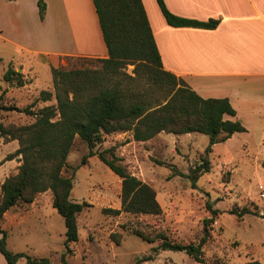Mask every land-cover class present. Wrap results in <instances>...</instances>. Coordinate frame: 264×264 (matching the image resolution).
Returning <instances> with one entry per match:
<instances>
[{"label": "trees", "instance_id": "trees-1", "mask_svg": "<svg viewBox=\"0 0 264 264\" xmlns=\"http://www.w3.org/2000/svg\"><path fill=\"white\" fill-rule=\"evenodd\" d=\"M168 25L176 28L190 27L215 29L219 21L201 22L173 15L164 0H157ZM104 40L107 58H78L94 63L93 67L70 69L52 67L53 91L42 90L37 101L55 105L45 106L37 112L25 109L34 121L27 125L0 124V137L18 141L19 147L10 159L20 157L16 174L0 184V252L7 264H17L25 258L27 264H53L49 258H33L25 253H14L7 248V231L2 227L5 214L20 205H30L36 197L47 191L53 194V207L64 219L66 227L65 252L61 263L67 264L71 245L79 241L78 216L87 202L71 199L75 172L87 164L89 158L98 156L115 175L122 180L120 210L105 209L112 215H153L162 213L156 191L147 183L132 175L121 164L116 147L105 151L95 150L107 137L130 133L132 140L144 143L161 133L173 135L203 134L209 139L202 163L191 169L188 175L178 174L196 183L210 173L209 155L213 146L226 142L236 133L246 131L239 121L226 120L236 116V111L226 98L204 99L182 79L164 70L154 34L142 0H94ZM40 17H45L46 6L39 2ZM1 62V60H0ZM134 66V76L127 73ZM4 82L23 87L27 80L11 66L3 75ZM0 111L8 110L1 105ZM80 139L87 144L89 152L80 165L72 167L68 157L75 142ZM264 168V162L262 164ZM71 170V175L69 174ZM211 217L204 220L203 236L198 243L181 244L160 234L154 240L136 231V235L159 245L151 254L141 258L138 264L154 261L160 252H185L199 263H205L204 246L211 240L210 226L218 212L208 206ZM238 220L247 214L261 216L244 207L231 210ZM111 239L119 245L120 236ZM244 264H263L258 260Z\"/></svg>", "mask_w": 264, "mask_h": 264}, {"label": "rangeland", "instance_id": "rangeland-1", "mask_svg": "<svg viewBox=\"0 0 264 264\" xmlns=\"http://www.w3.org/2000/svg\"><path fill=\"white\" fill-rule=\"evenodd\" d=\"M4 52L5 57L13 54L10 49ZM37 65L33 64L35 69L31 70L29 67L11 65L27 80L25 86L17 87L4 82L3 75L10 65L7 67L6 60L0 63V95L4 93L1 105L8 109L0 111V124L6 127L30 124L34 118L24 112L25 109L37 112L45 106L56 104L55 99L50 102L37 101L42 90L53 91L50 69ZM88 66L95 64L78 58H65L55 68ZM133 69L134 66H129L127 73L134 76ZM120 134L107 137L95 150L105 151L116 147L121 164L156 191L162 213L158 216L127 213L115 216L106 212L105 209L121 208L122 180L98 156L91 157L85 166L75 172L71 193L73 201L91 205L78 216L84 234L89 231V223L95 225V231L87 237L93 240L91 244L115 243L111 235L117 233L123 250L131 254L118 264H138L160 242L149 243L137 236L136 231L154 240L162 234L173 242L198 243L203 236L204 220L211 217L208 209L211 206L218 214L210 226L211 240L203 248L205 263L195 261L185 252L164 251L156 260L141 264H244L253 260L264 264V219L247 214L238 220L231 214L233 208L240 211L247 207L264 215V160L246 148L241 151L242 138L228 146L221 144L216 151L213 150L209 155L210 173L193 183L178 174L188 175L192 168L202 163L209 143L206 135L161 133L151 141L137 143L130 133ZM18 147V141L0 137V184L18 171L20 157L8 160ZM88 152L87 144L77 139L68 157L69 165H80ZM71 172L69 170L70 175ZM50 193L47 195L50 196ZM30 205L18 207L26 210ZM5 224L4 217L2 227ZM61 228H65L64 219L57 212L49 221L35 217L29 225L4 228L7 231V248L14 253H25L33 258L46 257L53 264H62L61 256H58L64 247ZM72 256L75 255L67 257V264H75ZM0 264H7L1 252ZM17 264H27V261L21 258Z\"/></svg>", "mask_w": 264, "mask_h": 264}, {"label": "crops", "instance_id": "crops-1", "mask_svg": "<svg viewBox=\"0 0 264 264\" xmlns=\"http://www.w3.org/2000/svg\"><path fill=\"white\" fill-rule=\"evenodd\" d=\"M40 1L46 6L43 20ZM142 1L164 70L204 99H228L236 116L225 119L239 121L246 131L221 144L228 146L242 138L241 151L246 148L264 160V0H164L175 16L219 21L211 30L172 27L157 0ZM0 48V60H6L7 67L17 64L30 70L33 64H40L51 71L65 58L108 57L94 0H0ZM6 49L12 51L10 57L4 56ZM221 144L214 145L213 150ZM48 192L36 197L26 210L15 207L6 213L3 229L29 225L35 217L52 219L57 210L53 194L48 196ZM78 228L79 241L71 245L75 264H118L131 256L123 250V244H91L93 240L87 237L95 231V225L89 223V231L84 234L78 218ZM60 232L64 245L66 227ZM64 252L65 246L58 256Z\"/></svg>", "mask_w": 264, "mask_h": 264}]
</instances>
